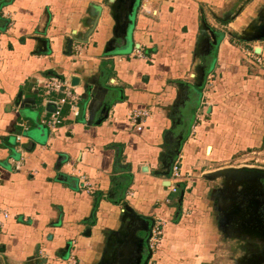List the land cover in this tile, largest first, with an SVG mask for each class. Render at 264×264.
I'll list each match as a JSON object with an SVG mask.
<instances>
[{"label":"crops","instance_id":"obj_1","mask_svg":"<svg viewBox=\"0 0 264 264\" xmlns=\"http://www.w3.org/2000/svg\"><path fill=\"white\" fill-rule=\"evenodd\" d=\"M127 3L0 0V264H130L123 205L164 223L148 264L218 258L207 174L264 145V0H135L123 30ZM50 77L78 80L52 130Z\"/></svg>","mask_w":264,"mask_h":264},{"label":"rangeland","instance_id":"obj_2","mask_svg":"<svg viewBox=\"0 0 264 264\" xmlns=\"http://www.w3.org/2000/svg\"><path fill=\"white\" fill-rule=\"evenodd\" d=\"M236 164L264 169V145L255 153L245 152ZM232 181L223 183L226 188V195L223 198L224 209L229 222H226L223 229L225 236L223 243H219L216 248L218 252L216 264H261V258L264 255V230L261 231L262 222L259 221L261 220L258 213L260 200L258 204L247 201L240 204L238 199L234 198L239 191L228 186L235 184ZM239 186H247L244 188L258 193L259 187H264V182L245 181ZM230 193L234 194L233 198L229 197Z\"/></svg>","mask_w":264,"mask_h":264},{"label":"water","instance_id":"obj_3","mask_svg":"<svg viewBox=\"0 0 264 264\" xmlns=\"http://www.w3.org/2000/svg\"><path fill=\"white\" fill-rule=\"evenodd\" d=\"M135 0H128V3L126 5L127 11L125 14V23L123 25V30L126 29V24L128 22V17L130 16V13L133 8V3ZM260 31L251 36L249 39H260L264 37V26L260 27ZM258 50V49H257ZM56 76V75H55ZM77 78L73 77L70 79L71 86H74L77 83ZM107 111L108 108H105L103 111L102 116L98 119L97 123H100L103 119L107 117ZM209 178H215L217 176H223L226 180L237 181L235 183L236 185H241V183L245 181H258L264 182V169L260 168H254V167H246V166H240V167H224L217 170H214L207 174ZM167 183H169L167 181ZM234 185V184H233ZM233 185H231L233 187ZM235 186V185H234ZM247 187V186H244ZM254 188V187H252ZM233 189H236L233 187ZM239 191V196L236 195L234 198L236 200L238 199L239 203L242 202H254L255 204H258L259 197L258 193L254 192V190L250 191L249 188H241ZM125 209V213L128 215L129 221L136 222L134 225L135 234L132 239V245L135 246V256L130 261V264H148V260L151 256V247L149 245V238L151 235V228L153 226L154 220L150 217H142L140 215L135 214L131 208L128 206L123 205V210ZM46 262L45 258H39L36 259L33 264H43ZM5 264H8L5 261Z\"/></svg>","mask_w":264,"mask_h":264},{"label":"built area","instance_id":"obj_4","mask_svg":"<svg viewBox=\"0 0 264 264\" xmlns=\"http://www.w3.org/2000/svg\"><path fill=\"white\" fill-rule=\"evenodd\" d=\"M147 0H141V5H145V2ZM72 87L69 80L66 79H60L57 77H50L46 80L44 83V88L46 89V92H59L60 90L64 93V96L60 98L57 103H54L55 107L51 111L48 118L44 121V123L52 130L55 128V126L60 122V111L62 108V105L66 102L70 105V109L77 114V96L73 93ZM147 111L143 110L141 112L135 113L133 115V121L136 122V129L141 128V122H140V116H146ZM18 138V137H17ZM180 175L179 172V162L178 160L174 162L172 165V171H171V178L175 179ZM170 178V179H171ZM171 191L175 192L176 187H171ZM163 221L161 219H157L154 221L153 226L151 228V235L149 238V245L151 248H155L159 240L161 239L162 233H163Z\"/></svg>","mask_w":264,"mask_h":264},{"label":"flooded vegetation","instance_id":"obj_5","mask_svg":"<svg viewBox=\"0 0 264 264\" xmlns=\"http://www.w3.org/2000/svg\"><path fill=\"white\" fill-rule=\"evenodd\" d=\"M259 191L258 192V197H259V200H260V206H259V209H258V213L259 215L261 216V220H259L262 225V227L260 226L261 228V231L264 230V187L261 186V188L259 187ZM261 264H264V255L262 256L261 258Z\"/></svg>","mask_w":264,"mask_h":264}]
</instances>
